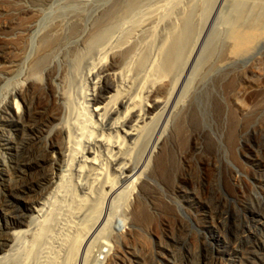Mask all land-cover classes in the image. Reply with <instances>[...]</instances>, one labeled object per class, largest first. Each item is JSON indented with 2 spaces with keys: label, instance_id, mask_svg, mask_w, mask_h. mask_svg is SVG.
<instances>
[{
  "label": "bare ground",
  "instance_id": "obj_1",
  "mask_svg": "<svg viewBox=\"0 0 264 264\" xmlns=\"http://www.w3.org/2000/svg\"><path fill=\"white\" fill-rule=\"evenodd\" d=\"M247 1L236 0L232 27L224 37L228 57L247 52L264 36V0H249L250 5ZM214 2L119 0L100 15L80 46L70 45L72 49L63 52L69 67L61 73L52 62L82 30L81 12L76 11L79 5H70L76 18L69 28L65 14L48 24L38 39L35 58L25 72L20 70L19 98L14 96L9 101L19 130L20 169L7 196L14 198L11 188L32 180L33 159L39 151L43 152L44 175L37 182L38 189L25 199L34 201L30 219L1 238L6 247L0 249V264H91L96 248L110 247L108 233L120 207L131 213L126 216L132 227L150 226L161 214L162 220H174L180 228L185 226L175 207L166 202L169 200L161 201L156 196L160 199L150 210L140 195L147 197L152 192L153 185L150 187V181L145 180L148 173L168 188L178 190L176 179L182 178L178 157L191 174L196 172V164L184 146L193 136L189 135L190 127L196 131L195 137H202L200 118L191 105L185 111L178 109L182 107L185 89L199 73L200 36ZM31 19L18 23L19 68ZM215 44L211 41L206 49V59L212 55ZM256 67L257 64L253 68ZM44 70L51 76L49 79L57 77L60 86L50 97L51 103L40 108L35 106L34 99L39 97ZM225 89L231 109L246 113V99L264 97V80H246L243 76L230 80ZM214 103L220 112L222 103ZM171 116L176 126L169 138ZM44 123L51 124L50 135L58 146L43 145L38 127ZM228 133V144L233 148L235 121ZM202 144L208 152L212 149L207 136ZM3 207L5 202L0 205V212L4 213ZM8 207L5 213L17 214L13 204ZM139 233L140 230L130 227L126 235L141 240ZM121 250L117 249L115 257H119Z\"/></svg>",
  "mask_w": 264,
  "mask_h": 264
},
{
  "label": "rangeland",
  "instance_id": "obj_2",
  "mask_svg": "<svg viewBox=\"0 0 264 264\" xmlns=\"http://www.w3.org/2000/svg\"><path fill=\"white\" fill-rule=\"evenodd\" d=\"M43 1L0 0V205L3 202L6 205L3 207L4 213L0 212V247L3 245L0 249L6 247L1 241L2 236L30 219L34 201L30 198L27 201L25 199L38 189L37 182L40 183L44 175L41 169L43 152L39 151V155L33 159L35 169L32 180L29 179L19 188H11L10 192L14 198L17 197L16 199L11 195L7 196V190L12 186L13 180L18 175L17 170L20 169L17 151L19 130L10 109L13 97L19 98L18 76L28 69L35 58L39 38L51 21L58 20L65 14L64 17L68 19L65 25H68L67 28L71 26L69 23L76 18L75 10L70 7L71 3L76 2L81 9L76 11L81 12L83 31L81 30L79 36L71 39L66 48L54 58L52 65L58 73H61L63 68L69 67V62L64 56L65 51L80 46L83 37L90 28L92 29L100 15L119 0ZM250 1L248 5L252 4ZM39 4L40 6L37 7ZM235 4L236 0H215L211 5L200 36V58L197 64L199 73H196L195 78L191 80L189 88L185 89L180 103L182 107L178 109V112L185 111L191 105L200 118L201 131L198 130L202 133V137H195L196 131L190 127L189 135L193 136L187 139V144L184 146L191 154L189 155L191 161L196 164L194 167L196 172L191 174L189 167L178 157L182 178L180 181L179 178L176 179V185L180 188L178 190L168 188L153 173H148L145 175V180L147 183L150 181V187L153 185L152 192L147 197L140 195V199L144 200L142 201L150 210H154V202L158 199L169 200L166 202H170L175 207L178 218L185 222V226L180 228L174 220L171 222L162 220L163 214H161L150 226L142 227L143 229L140 226L135 228L130 226L128 219L131 213L129 214L128 211L125 213L120 207L113 216L108 233L110 247L96 248L91 264H264V97L256 100L246 99L249 111L246 112L247 114L240 113L238 110L233 111V107L231 109L230 97L225 89L230 80H240L243 76L246 80L259 82L264 80V68H262L264 67V36L247 52L234 57L226 55L224 37L228 28L232 27L230 20L235 16V11L233 12ZM27 18L33 19L28 23L30 26L25 32L26 47L19 68L18 23L21 19L27 20ZM211 41L216 44L212 55L206 59L205 52ZM258 63L262 64L258 65ZM256 64L257 69L253 68ZM260 68L263 70L260 71ZM43 73L42 85L38 88L39 97L34 99L35 106L39 105L40 108L51 103L50 97L60 86L57 77L52 76V79H49L51 76L47 71L44 70ZM215 101L224 106L220 112L216 110ZM171 117L167 129L169 138L173 136L176 126L173 118L175 115L172 117L174 120ZM232 121L236 124V141L233 148H230L228 132ZM39 126L43 145L55 143L58 146V141L50 135L51 124L44 123ZM206 136L212 146L209 152L205 144H202ZM6 198L10 202L4 201ZM8 204L14 205L16 215L10 216L5 213V208L8 210L10 208ZM126 214L129 216L127 217ZM130 227L140 230L141 240L126 235ZM119 248L122 249L121 253L119 257H115Z\"/></svg>",
  "mask_w": 264,
  "mask_h": 264
}]
</instances>
